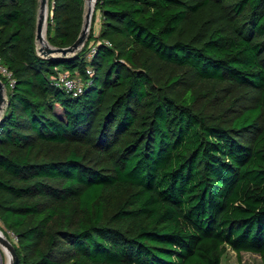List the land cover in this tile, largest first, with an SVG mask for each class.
<instances>
[{"label":"trees","instance_id":"trees-1","mask_svg":"<svg viewBox=\"0 0 264 264\" xmlns=\"http://www.w3.org/2000/svg\"><path fill=\"white\" fill-rule=\"evenodd\" d=\"M39 6L0 0V225L20 264H264V0H97L83 48L53 58ZM84 13L49 0V43L71 46ZM223 83L253 104L211 112L201 86Z\"/></svg>","mask_w":264,"mask_h":264},{"label":"rangeland","instance_id":"rangeland-1","mask_svg":"<svg viewBox=\"0 0 264 264\" xmlns=\"http://www.w3.org/2000/svg\"><path fill=\"white\" fill-rule=\"evenodd\" d=\"M88 2L85 0V11H88ZM95 10L93 12L94 16ZM98 16L95 18V26L98 21ZM93 19V17H92ZM47 39V36H46ZM38 47L42 44L37 41ZM76 71V70H75ZM71 73V72H70ZM201 92L203 93V97L200 101H205L206 99H210L208 104V109L211 112H220L226 111L230 107L242 108L245 106H250L253 104L254 99V91L248 90L243 87H238L236 85H232L229 83H223L218 85L216 88H213L210 84H204L201 86ZM4 95L7 97V89L4 88ZM215 95V96H214ZM52 151H57V147L52 146ZM101 157L97 155L91 156L92 160L99 159ZM0 230L8 237L11 241L13 238V234L6 231L2 225H0ZM13 242V241H12ZM1 251V249H0ZM0 264H1V256H0ZM222 264H262L261 256L257 253L252 252H241L240 256L231 249H228L224 254L222 259Z\"/></svg>","mask_w":264,"mask_h":264},{"label":"water","instance_id":"water-1","mask_svg":"<svg viewBox=\"0 0 264 264\" xmlns=\"http://www.w3.org/2000/svg\"><path fill=\"white\" fill-rule=\"evenodd\" d=\"M86 1L89 2L90 0ZM39 2L40 6L37 17L36 42L39 41L42 45L40 47L37 45L38 53L43 57L53 58L57 55L70 56L80 51L88 40V35L92 25L93 12L95 10L97 0H95L94 7L89 6L88 11H85L81 33L78 39L68 47H55L51 45L48 40L46 41L47 45L42 43L43 31H45V29L48 30L49 0H39ZM47 10L48 14H46ZM5 87V82L0 77V115L2 114V111L4 110V107L7 103V97L4 95ZM0 245L6 248V250L9 252L10 258L7 264H20V258L16 248L8 237L5 238L0 234Z\"/></svg>","mask_w":264,"mask_h":264},{"label":"built area","instance_id":"built-area-1","mask_svg":"<svg viewBox=\"0 0 264 264\" xmlns=\"http://www.w3.org/2000/svg\"><path fill=\"white\" fill-rule=\"evenodd\" d=\"M92 74V70L88 71ZM0 75L4 76L9 84L13 86L15 84V79L13 78L12 72L4 65L2 58L0 57ZM55 83L63 87L67 92L73 93V95H78L83 92L85 87L84 80L79 76H72L67 71H59L55 78Z\"/></svg>","mask_w":264,"mask_h":264},{"label":"bare ground","instance_id":"bare-ground-1","mask_svg":"<svg viewBox=\"0 0 264 264\" xmlns=\"http://www.w3.org/2000/svg\"><path fill=\"white\" fill-rule=\"evenodd\" d=\"M94 5H95V0H90L89 2H88V7L90 6V7H94ZM46 14H48V10H47V12H46ZM46 36H47V29H45V31H43V44L44 45H47V39H46ZM0 234L3 236V237H5V238H7L6 236H5V234L0 230ZM0 249H1V251H0V256H1V264H7L8 262H9V258H10V255H9V252L6 250V248H4L2 245H0Z\"/></svg>","mask_w":264,"mask_h":264},{"label":"crops","instance_id":"crops-1","mask_svg":"<svg viewBox=\"0 0 264 264\" xmlns=\"http://www.w3.org/2000/svg\"><path fill=\"white\" fill-rule=\"evenodd\" d=\"M99 26H100V17L98 18V21H97V23H96V30L99 29Z\"/></svg>","mask_w":264,"mask_h":264}]
</instances>
